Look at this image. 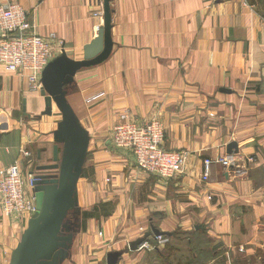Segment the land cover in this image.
Masks as SVG:
<instances>
[{
	"label": "crops",
	"instance_id": "0c3cea01",
	"mask_svg": "<svg viewBox=\"0 0 264 264\" xmlns=\"http://www.w3.org/2000/svg\"><path fill=\"white\" fill-rule=\"evenodd\" d=\"M13 1L26 8L35 34L51 38L52 59L64 51L81 60L103 25L104 0L0 5ZM109 5L110 54L65 86L89 144L65 219L72 242L60 264H108L114 251L120 256L113 264H179L170 253L127 248L152 227L170 243L192 244L180 264H264V0ZM44 107L23 72L0 65V124H7L0 129V167L19 161L23 173L30 171L31 156L21 150L35 156L34 168L51 161L53 146H62L52 134L61 117L41 115ZM127 110L139 124L162 121L164 147L188 152L182 173L166 179L142 171L130 150L111 143ZM231 141L235 166L212 163L202 181L203 159L228 155ZM29 218L0 207V264L9 263Z\"/></svg>",
	"mask_w": 264,
	"mask_h": 264
},
{
	"label": "water",
	"instance_id": "95a60500",
	"mask_svg": "<svg viewBox=\"0 0 264 264\" xmlns=\"http://www.w3.org/2000/svg\"><path fill=\"white\" fill-rule=\"evenodd\" d=\"M109 2L104 0L103 25L97 36L84 45L83 58L75 60L63 51L41 73L40 94L45 105L41 115H52L53 105L56 106L61 119L52 134L62 146L59 149L55 144L51 162L39 164L35 169L32 192L36 210L13 248L8 264H60L61 252L68 250L72 242L73 236L65 219L74 207L76 185L86 158L89 135L66 99L65 86L73 81L78 70L98 64L110 54L113 43ZM0 129L6 130L7 124L1 123ZM226 151L235 153L237 142L228 143ZM150 235H163V232L152 227L132 241L129 250L138 249ZM119 256L120 252H109L108 264L116 262Z\"/></svg>",
	"mask_w": 264,
	"mask_h": 264
},
{
	"label": "built area",
	"instance_id": "2783aa9c",
	"mask_svg": "<svg viewBox=\"0 0 264 264\" xmlns=\"http://www.w3.org/2000/svg\"><path fill=\"white\" fill-rule=\"evenodd\" d=\"M50 37H41L33 32V25L28 18L26 8L18 2L0 5V65L6 72H23L30 90L41 88V73L52 60L53 51ZM103 93H98L86 100L90 102ZM164 126L159 118L152 117L139 124L131 118L129 111L120 115V121L113 126L110 141L115 147L132 152L136 166L159 177H174L179 174L187 160L188 152L167 150L163 144ZM26 159L31 153L21 150ZM212 163L225 166L235 165L233 155L203 161L202 179L210 175ZM33 171L23 173L20 162L0 167V207L4 214L32 216L35 212L34 197L31 193L35 179ZM155 244L165 243L163 235L155 236ZM140 248H149L143 242Z\"/></svg>",
	"mask_w": 264,
	"mask_h": 264
},
{
	"label": "rangeland",
	"instance_id": "374dc122",
	"mask_svg": "<svg viewBox=\"0 0 264 264\" xmlns=\"http://www.w3.org/2000/svg\"><path fill=\"white\" fill-rule=\"evenodd\" d=\"M30 89V88H29ZM54 116H55V119H60V117H61V114H60V112L57 110V108L54 106ZM161 121V120H160ZM162 122V121H161ZM163 124V123H162ZM164 126V125H163ZM164 137H165V127H164ZM163 142H164V138H163ZM162 146L164 147V145L162 144ZM59 147H61V146H59ZM165 148V147H164ZM166 149V148H165ZM167 150H169V149H167ZM176 151V150H175ZM187 152V151H186ZM228 155H233L234 156V153H231V154H228ZM188 156V155H187ZM227 156V155H226ZM221 157H225V156H219V157H217V158H221ZM48 158L49 157H47V158H45V160H48ZM34 159H35V161H36V158H35V156L33 155H31V160L30 161H28V163H26V166H27V169H30V171H33L34 172V174H35V169H36V166H35V168L33 167V165H34ZM205 159H212V158H205ZM205 159H203V161L205 160ZM187 161V160H186ZM202 161V162H203ZM45 162V161H44ZM51 161H48V162H46V163H50ZM41 164V163H40ZM42 164H44V163H42ZM186 164V163H185ZM219 164H221V163H219ZM221 165H223V164H221ZM185 166V165H184ZM223 166H225V165H223ZM231 166H235V165H228V166H225V167H231ZM183 169H184V167H183ZM183 169H182V171L180 172V173H182L183 172ZM141 170V169H140ZM203 170H204V168L202 167V173H201V180L202 181H204L203 179H202V175H203ZM143 171V170H142ZM146 172V171H145ZM148 173V172H147ZM179 173V174H180ZM24 174H26V173H24ZM150 174H152V173H150ZM178 175V174H177ZM35 176V175H34ZM176 176V175H175ZM161 178H168V177H161ZM170 178V177H169ZM208 179H209V177H208ZM207 179V180H208ZM207 180H205L204 182H206ZM107 181H109V180H107ZM31 193H32V195H33V192L31 191ZM34 197V196H33ZM209 198H210V196H208ZM34 202H35V200H34ZM31 217V216H30ZM65 223H66V221H65ZM67 224V223H66ZM65 233V232H64ZM143 236V235H142ZM151 236V235H150ZM149 236V237H150ZM156 235H154L153 236V238L155 237ZM157 236H159V235H157ZM149 237L148 238H146V240H144L143 242H148L149 243V248L151 249V251L152 252H156V251H161L162 253L160 254V257L161 258H163L164 256H166V255H168V253H170L169 255L170 256H174V257H176L175 258V260H173V261H177V263H182L183 261H184V258H183V256H184V253L186 254V255H188L187 253L188 252H192V244H190V243H188V244H185V243H178V244H175V242H172V243H170V242H168V239L166 238V237H164L165 239H166V242L165 243H167V244H165L164 242L163 243H161V244H155L154 242H150L149 241ZM142 242V243H143ZM142 243L138 246V249H136V250H140V249H143V248H140V246L142 245ZM158 246V247H157ZM127 247V246H126ZM155 247H157V248H155ZM174 247V248H173ZM128 248V247H127Z\"/></svg>",
	"mask_w": 264,
	"mask_h": 264
},
{
	"label": "trees",
	"instance_id": "16d2710c",
	"mask_svg": "<svg viewBox=\"0 0 264 264\" xmlns=\"http://www.w3.org/2000/svg\"><path fill=\"white\" fill-rule=\"evenodd\" d=\"M197 232H199V231H197ZM163 236L166 237V238H168V236H165V235H163ZM149 239H151V238H149ZM167 243H168V242H167ZM167 243H165V244H167ZM190 244H191V243H190ZM155 248H157V247H155ZM173 248H174V247H173ZM155 253H157V254L160 255L162 252H161V251H160V252H159V251H156ZM198 259H199V258H198ZM201 261H202V260L199 259V262H201ZM201 264H202V262H201Z\"/></svg>",
	"mask_w": 264,
	"mask_h": 264
}]
</instances>
